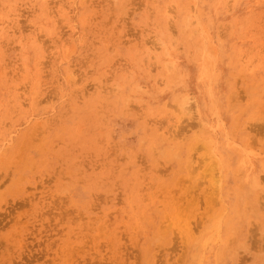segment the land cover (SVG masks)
I'll return each mask as SVG.
<instances>
[{
  "label": "rangeland",
  "instance_id": "obj_1",
  "mask_svg": "<svg viewBox=\"0 0 264 264\" xmlns=\"http://www.w3.org/2000/svg\"><path fill=\"white\" fill-rule=\"evenodd\" d=\"M263 207L264 0H0V264H264Z\"/></svg>",
  "mask_w": 264,
  "mask_h": 264
},
{
  "label": "bare ground",
  "instance_id": "obj_2",
  "mask_svg": "<svg viewBox=\"0 0 264 264\" xmlns=\"http://www.w3.org/2000/svg\"><path fill=\"white\" fill-rule=\"evenodd\" d=\"M188 100H189V99H188ZM185 101H186V100H185ZM186 102H187V101H186ZM209 130H210V129H209ZM207 132H208V131H207ZM173 138H174V137H173ZM197 138H198V137H197ZM169 139H170V138H169ZM174 139H175V138H174ZM174 139H173V140H174ZM218 159H219V158H218ZM216 164H217V163H216ZM218 165H219V164H218ZM247 176H249V175H247ZM248 178H249V177H248ZM253 181H254V180H253ZM243 187H244V186H243ZM261 208H262V207H261ZM263 208H264V207H263ZM249 211H250V210L248 209V212H249ZM250 212H251V211H250ZM179 215H180V214H179ZM181 215H182V214H181ZM187 215H189V214H187ZM210 216H211V215H210ZM219 216H220V215H219ZM216 218H217V216H216ZM189 219H190L189 216L184 217V218L181 219V221L184 222V224H183L184 227H186V225H190L191 221H189ZM167 220H168V219H167ZM176 220H177V219H176ZM202 220H203V219H202ZM202 220H201V222L199 221V222H200V223H199L200 225H202V224H201V223H202ZM178 221H179V220H178ZM196 221H197V220H196ZM207 221H208V220H207ZM207 221H206V222H207ZM229 221H230V220H229ZM166 222H167V221H166ZM182 222H181V223H182ZM193 222H194V221H193ZM193 222H192V225H193ZM167 223L170 224V222H167ZM175 223H176V222H175ZM175 223H174V224H175ZM171 224H172V223H171ZM252 224H253V223H252ZM163 225H164V224H163ZM214 225H215V224H214ZM220 225H221V224H220ZM255 225H256V224H255ZM175 226H176V225H175ZM194 226H195V224H194ZM197 226H198V225H197ZM197 226H195V227H197ZM238 226H240V225H238ZM164 227H165V226H164ZM182 227H183V226H182ZM200 227H201V226H200ZM200 227H199V229H200ZM212 227H213V226H212ZM259 227H260V226H259ZM192 228H193V227H192ZM192 228H191V230H192ZM197 228H198V227H197ZM197 228H196V229H197ZM209 228H210V227H209ZM263 228H264V227H263ZM167 229H168V228H167ZM199 229H198V230H199ZM207 229H208V228H207ZM207 229H206V230H207ZM193 230H195V228H193ZM220 230H221V229H220ZM174 231H175V230H174ZM178 231H179V230H178ZM182 231H183V230H182ZM196 231H197V230H196ZM196 231H195V232H196ZM179 232H180V231H179ZM197 232H198V231H197ZM197 232H196V233H197ZM199 232H200V230H199ZM199 232H198V234H199ZM254 232H255V231H254ZM183 233H185V232H183ZM186 233H187V232H186ZM190 233H191V232H190ZM180 234H181V233H180ZM198 234H196V235H198ZM213 234H214V233H213ZM187 235H188V233H187ZM254 235H255V234H254ZM254 235H253V237H254ZM212 236H213V235H212ZM186 237H188V236H186ZM199 237H200V236H199ZM196 239H197V238H196ZM232 239H233V238H232ZM228 241H229V240H228ZM242 244H243V243H242ZM252 244H253V243H252ZM196 248H197V247H196ZM240 251H241V250H240ZM248 253H249V252H248ZM229 254H230V252H229ZM197 256H198V255H197Z\"/></svg>",
  "mask_w": 264,
  "mask_h": 264
}]
</instances>
